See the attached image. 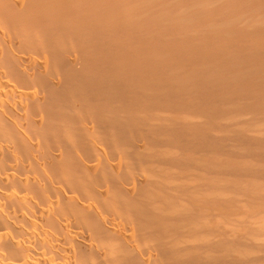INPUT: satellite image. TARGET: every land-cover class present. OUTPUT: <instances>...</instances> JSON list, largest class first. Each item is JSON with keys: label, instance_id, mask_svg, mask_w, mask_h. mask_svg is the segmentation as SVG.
I'll return each mask as SVG.
<instances>
[{"label": "bare ground", "instance_id": "1", "mask_svg": "<svg viewBox=\"0 0 264 264\" xmlns=\"http://www.w3.org/2000/svg\"><path fill=\"white\" fill-rule=\"evenodd\" d=\"M0 264H264V0H0Z\"/></svg>", "mask_w": 264, "mask_h": 264}]
</instances>
